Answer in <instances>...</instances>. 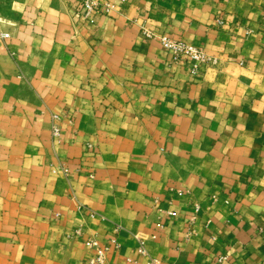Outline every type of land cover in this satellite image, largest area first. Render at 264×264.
<instances>
[{"label": "crops", "instance_id": "obj_1", "mask_svg": "<svg viewBox=\"0 0 264 264\" xmlns=\"http://www.w3.org/2000/svg\"><path fill=\"white\" fill-rule=\"evenodd\" d=\"M110 1L0 0V264H264V0Z\"/></svg>", "mask_w": 264, "mask_h": 264}, {"label": "built area", "instance_id": "obj_2", "mask_svg": "<svg viewBox=\"0 0 264 264\" xmlns=\"http://www.w3.org/2000/svg\"><path fill=\"white\" fill-rule=\"evenodd\" d=\"M121 7L118 3H114L110 0H78V12L82 19H93L97 16H107L113 11H118ZM224 20L221 18L216 19V24L222 25ZM139 33L145 39H156L160 45L170 55L173 62H182L188 65V72L190 74L199 73L204 66L217 65L219 59L213 54L207 53L202 47L196 46L190 42L185 41L181 38H176L167 34L159 33L148 27L145 23L141 22L138 24ZM9 36L8 32L0 31V37L6 38ZM241 62V61H240ZM60 120V114L53 113L51 115V133L55 140L59 139L61 128L58 125ZM82 205H80V208ZM199 206H194V215L188 220L190 228L187 234L194 232L193 223L195 221V214L198 212ZM93 215V212L90 213ZM120 227L116 226L115 230ZM74 234H81V228H76ZM85 243L96 249V254L89 258L91 264H102L105 259V251L107 247H99L97 240L94 237L87 238ZM136 250L144 257L146 264H159V260L153 257L145 248L144 240L138 238ZM226 258V255H219L217 262H221Z\"/></svg>", "mask_w": 264, "mask_h": 264}]
</instances>
